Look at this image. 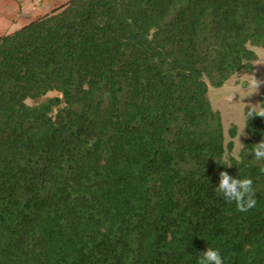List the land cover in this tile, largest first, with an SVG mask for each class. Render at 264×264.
I'll return each instance as SVG.
<instances>
[{"label":"trees","instance_id":"obj_1","mask_svg":"<svg viewBox=\"0 0 264 264\" xmlns=\"http://www.w3.org/2000/svg\"><path fill=\"white\" fill-rule=\"evenodd\" d=\"M251 46L264 0H68L0 35V264H198L207 247L264 264V118L244 108L234 155L208 97L252 70ZM220 171L253 180L252 209L216 192Z\"/></svg>","mask_w":264,"mask_h":264},{"label":"rangeland","instance_id":"obj_2","mask_svg":"<svg viewBox=\"0 0 264 264\" xmlns=\"http://www.w3.org/2000/svg\"><path fill=\"white\" fill-rule=\"evenodd\" d=\"M58 1L65 3L68 0ZM251 48L255 51L257 59L253 62V68L250 72L240 70L226 80L222 86L213 87L210 85L208 90V97L212 106L221 113L227 141L230 139L229 128L231 126H235L236 128V135L233 138L234 155L239 154L247 137L244 108L251 106L257 110L261 109L259 96L264 85L256 91L249 87V81L253 77L264 80V47L251 46ZM54 95H57L56 91H51L47 94L48 97ZM28 102L32 103L30 100Z\"/></svg>","mask_w":264,"mask_h":264},{"label":"clouds","instance_id":"obj_3","mask_svg":"<svg viewBox=\"0 0 264 264\" xmlns=\"http://www.w3.org/2000/svg\"><path fill=\"white\" fill-rule=\"evenodd\" d=\"M264 85V80L253 77L249 81V87L258 91ZM249 116L264 118V108L257 110L255 107L249 112ZM240 141V139H239ZM241 143V142H240ZM243 144V143H241ZM251 154L257 161L264 160V139L254 143ZM232 167L229 164L226 168ZM216 192L223 195L226 201L234 202L240 212H247L256 205L253 180L251 178H237L227 171L219 172V182L216 185ZM198 264H224L223 257L218 249L207 247L202 251Z\"/></svg>","mask_w":264,"mask_h":264},{"label":"crops","instance_id":"obj_4","mask_svg":"<svg viewBox=\"0 0 264 264\" xmlns=\"http://www.w3.org/2000/svg\"><path fill=\"white\" fill-rule=\"evenodd\" d=\"M63 3L58 0H0V35L18 29Z\"/></svg>","mask_w":264,"mask_h":264}]
</instances>
